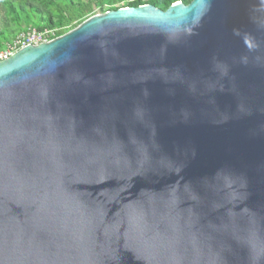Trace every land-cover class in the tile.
Wrapping results in <instances>:
<instances>
[{"label":"water","instance_id":"water-1","mask_svg":"<svg viewBox=\"0 0 264 264\" xmlns=\"http://www.w3.org/2000/svg\"><path fill=\"white\" fill-rule=\"evenodd\" d=\"M0 264H264V0L123 6L0 60Z\"/></svg>","mask_w":264,"mask_h":264},{"label":"trees","instance_id":"trees-1","mask_svg":"<svg viewBox=\"0 0 264 264\" xmlns=\"http://www.w3.org/2000/svg\"><path fill=\"white\" fill-rule=\"evenodd\" d=\"M177 1L179 0H133L124 6L150 3L166 9ZM182 1L190 3L192 0ZM112 3L113 0L99 1L103 12L119 8V6L105 8L106 5ZM94 4L95 0H0V6L20 28V32L30 27L39 30L49 29L53 31L51 38L64 34L92 16L95 11ZM20 32L13 37H16ZM12 38L7 39V31L1 27L0 22V50Z\"/></svg>","mask_w":264,"mask_h":264},{"label":"built area","instance_id":"built-area-1","mask_svg":"<svg viewBox=\"0 0 264 264\" xmlns=\"http://www.w3.org/2000/svg\"><path fill=\"white\" fill-rule=\"evenodd\" d=\"M52 30H39L30 27L27 30L20 32L13 40L7 43L5 50L0 51V60L7 59L20 48L29 44H40L51 40Z\"/></svg>","mask_w":264,"mask_h":264},{"label":"rangeland","instance_id":"rangeland-1","mask_svg":"<svg viewBox=\"0 0 264 264\" xmlns=\"http://www.w3.org/2000/svg\"><path fill=\"white\" fill-rule=\"evenodd\" d=\"M100 0H95V11L94 14H99V13H103V11L101 10V6L99 4ZM133 1V0H113V3L111 5H106L105 8H109L112 6H119V7H123L124 5H126L128 2ZM144 1H148V0H144ZM92 15V16H93ZM0 22H1V27L5 28V30L7 31V39L12 38L13 36H15L18 32H20V28L18 26H16V24L14 23L13 19L5 13L4 8L0 6ZM53 32V31H52ZM15 37H13L11 40H13ZM6 39V40H7ZM9 40V41H11ZM7 41L4 44V47L0 50L3 51L5 50L7 43L9 42Z\"/></svg>","mask_w":264,"mask_h":264}]
</instances>
